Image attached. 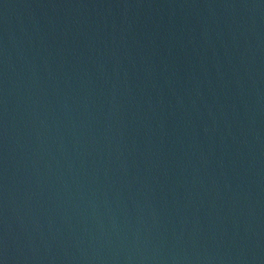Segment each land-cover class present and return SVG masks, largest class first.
I'll return each instance as SVG.
<instances>
[{"label":"water","instance_id":"water-1","mask_svg":"<svg viewBox=\"0 0 264 264\" xmlns=\"http://www.w3.org/2000/svg\"><path fill=\"white\" fill-rule=\"evenodd\" d=\"M0 264H264V0H0Z\"/></svg>","mask_w":264,"mask_h":264}]
</instances>
